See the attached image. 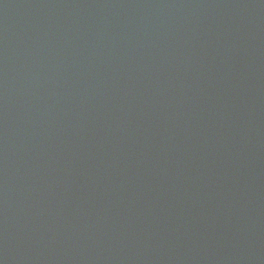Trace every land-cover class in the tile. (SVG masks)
Masks as SVG:
<instances>
[{
  "label": "water",
  "instance_id": "95a60500",
  "mask_svg": "<svg viewBox=\"0 0 264 264\" xmlns=\"http://www.w3.org/2000/svg\"><path fill=\"white\" fill-rule=\"evenodd\" d=\"M0 264H264V0H0Z\"/></svg>",
  "mask_w": 264,
  "mask_h": 264
}]
</instances>
